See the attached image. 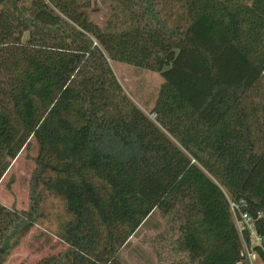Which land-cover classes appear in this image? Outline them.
Wrapping results in <instances>:
<instances>
[{
  "label": "trees",
  "instance_id": "trees-1",
  "mask_svg": "<svg viewBox=\"0 0 264 264\" xmlns=\"http://www.w3.org/2000/svg\"><path fill=\"white\" fill-rule=\"evenodd\" d=\"M110 61L161 75L150 114ZM31 139L30 205L0 202V264L41 189L70 218L32 264H129L155 213L158 264H248L231 201L264 261V0H0V182Z\"/></svg>",
  "mask_w": 264,
  "mask_h": 264
},
{
  "label": "rangeland",
  "instance_id": "rangeland-1",
  "mask_svg": "<svg viewBox=\"0 0 264 264\" xmlns=\"http://www.w3.org/2000/svg\"><path fill=\"white\" fill-rule=\"evenodd\" d=\"M91 16L104 24L109 17L105 7L91 10ZM110 64L127 94L147 113L154 105L159 88L163 82L161 75L152 70L130 64L110 61ZM38 146L31 139L28 147L13 160L9 170L0 182V202L6 206L27 209L30 205L32 173L35 168V156ZM42 217L31 228L22 242L14 249L5 264H32L47 253L63 246L61 235L66 221L70 218L64 200L41 189ZM163 219L155 213L148 222L133 235L123 250L129 264H158L151 240L164 228ZM257 264H261L257 261Z\"/></svg>",
  "mask_w": 264,
  "mask_h": 264
},
{
  "label": "built area",
  "instance_id": "built-area-1",
  "mask_svg": "<svg viewBox=\"0 0 264 264\" xmlns=\"http://www.w3.org/2000/svg\"><path fill=\"white\" fill-rule=\"evenodd\" d=\"M230 206L234 214L237 227L243 236V250L247 256L248 264H257V261H260L261 264H264L260 254L253 248L254 246H262L263 243L262 238L256 233L251 216L248 213L241 211L240 204L231 201ZM245 231H250V242L247 240L246 234H243ZM238 264L244 263L240 262Z\"/></svg>",
  "mask_w": 264,
  "mask_h": 264
}]
</instances>
